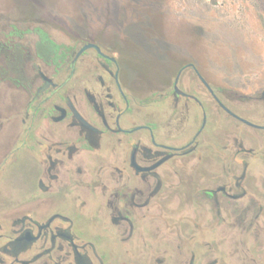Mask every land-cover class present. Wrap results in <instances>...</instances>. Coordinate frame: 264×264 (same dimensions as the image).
I'll list each match as a JSON object with an SVG mask.
<instances>
[{
  "label": "flooded vegetation",
  "instance_id": "obj_1",
  "mask_svg": "<svg viewBox=\"0 0 264 264\" xmlns=\"http://www.w3.org/2000/svg\"><path fill=\"white\" fill-rule=\"evenodd\" d=\"M43 33L0 30V264H264V85Z\"/></svg>",
  "mask_w": 264,
  "mask_h": 264
},
{
  "label": "rangeland",
  "instance_id": "obj_2",
  "mask_svg": "<svg viewBox=\"0 0 264 264\" xmlns=\"http://www.w3.org/2000/svg\"><path fill=\"white\" fill-rule=\"evenodd\" d=\"M11 24L57 43L103 33L143 79L158 76L167 48L185 44L214 83L264 85V0H0V30Z\"/></svg>",
  "mask_w": 264,
  "mask_h": 264
},
{
  "label": "water",
  "instance_id": "obj_3",
  "mask_svg": "<svg viewBox=\"0 0 264 264\" xmlns=\"http://www.w3.org/2000/svg\"><path fill=\"white\" fill-rule=\"evenodd\" d=\"M90 44H88V45H85L82 49H85V48H87L88 46H89Z\"/></svg>",
  "mask_w": 264,
  "mask_h": 264
},
{
  "label": "trees",
  "instance_id": "obj_4",
  "mask_svg": "<svg viewBox=\"0 0 264 264\" xmlns=\"http://www.w3.org/2000/svg\"><path fill=\"white\" fill-rule=\"evenodd\" d=\"M44 35H46L45 33H43ZM52 42V41H51ZM54 43V42H53Z\"/></svg>",
  "mask_w": 264,
  "mask_h": 264
}]
</instances>
